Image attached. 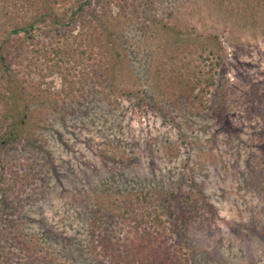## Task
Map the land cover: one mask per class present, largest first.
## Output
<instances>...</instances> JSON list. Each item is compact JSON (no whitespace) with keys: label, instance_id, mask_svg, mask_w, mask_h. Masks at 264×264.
<instances>
[{"label":"rangeland","instance_id":"374dc122","mask_svg":"<svg viewBox=\"0 0 264 264\" xmlns=\"http://www.w3.org/2000/svg\"><path fill=\"white\" fill-rule=\"evenodd\" d=\"M113 4V51L91 57L85 35L62 41L49 19L15 33L35 9L0 0L13 60L0 119L27 89L23 124L0 137V264H112L141 246L264 264V0ZM36 85L44 101L27 95Z\"/></svg>","mask_w":264,"mask_h":264},{"label":"trees","instance_id":"16d2710c","mask_svg":"<svg viewBox=\"0 0 264 264\" xmlns=\"http://www.w3.org/2000/svg\"><path fill=\"white\" fill-rule=\"evenodd\" d=\"M28 4L29 10L35 9V12L33 11L31 16L28 14L26 16V20L21 26L22 28L15 27L13 30L15 33H18L20 31H24L29 36L31 33L34 32V29L38 27V23L40 22H46L47 19L50 20L51 26L54 27L55 25H58L57 33L61 36L58 39H61L62 41H69L70 37L68 34H72L73 32H76L74 35L76 36H83L85 35V42L87 43V52L89 53V56H94L96 54V51L99 53H105L110 56V53L113 51L114 48V40H112L110 37L112 36L113 29L112 27L116 23V20H118L119 14L116 12L113 13L112 5L114 0H26ZM72 1V3H71ZM60 3H64L69 7V12H64L62 14H59L55 11V7L58 6ZM117 4V3H116ZM118 5V4H117ZM116 6V5H115ZM36 13V14H35ZM62 23V26L59 24ZM64 25H67V29H63L61 27H64ZM63 29V30H61ZM63 31V32H61ZM31 37V36H30ZM76 38V37H75ZM74 38V39H75ZM5 46V45H4ZM4 46L0 45V60H1V66H0V73H3L7 70L6 73H8L13 60L10 62L7 61L5 57L2 54V49ZM15 46V44H14ZM71 47V46H70ZM53 50V49H52ZM72 51H76L74 48H72ZM60 51L56 50V54H58ZM35 53H39V51H36ZM107 55V56H108ZM106 56V57H107ZM108 56V58H109ZM38 57V56H37ZM110 60V59H109ZM30 61V60H29ZM90 66V73L93 74V76L97 79L102 78H111L112 72L111 68L105 67V71L102 69V64L96 61H91ZM34 90H29L27 92V95L32 97H37L38 100L44 101L42 97H44V91L40 90V86L36 85L33 87ZM21 91L26 92L27 89L24 90L21 89H12L10 91L9 96L5 100L8 104H6V114L1 117L0 119V137L9 139L13 137V134L15 133V130H18V128L21 127L23 124V109H20V107H23L22 97H21ZM48 99V98H46ZM47 101V100H46ZM56 101V100H54ZM52 101V102H54ZM18 110L15 115L12 113L10 116L7 114V110L18 108ZM10 117L9 124L5 125L3 124L7 118ZM14 131V132H13ZM138 249H132V256H128L127 259L122 258L121 256L117 255L115 251H112L111 257H114V263L112 264H189L188 261H182L181 258L178 256L171 260L167 258L160 259L158 252H146L145 246L137 247ZM129 250V249H128ZM106 248H103L102 252H105ZM130 252V250H129ZM105 254V253H104ZM106 255V254H105Z\"/></svg>","mask_w":264,"mask_h":264}]
</instances>
